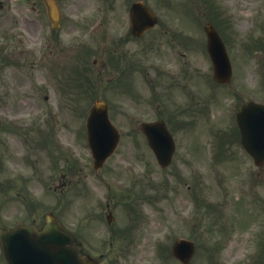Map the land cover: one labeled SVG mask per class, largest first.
Instances as JSON below:
<instances>
[{
	"label": "rangeland",
	"instance_id": "1",
	"mask_svg": "<svg viewBox=\"0 0 264 264\" xmlns=\"http://www.w3.org/2000/svg\"><path fill=\"white\" fill-rule=\"evenodd\" d=\"M0 1L4 5V11L0 10V25L5 24V19L11 25L17 21L18 24L11 28L26 26L33 39H36V15L30 12L29 7L25 3H14L10 10L6 4L8 0ZM130 1L133 0L110 1L112 9L109 10L102 29L92 36L87 46L69 55L61 50H47L48 58L42 63L45 68L41 69L40 74L34 73L30 76L33 70L29 62L24 72H27L29 79L21 73H16L13 68L0 66V80L5 82L4 86H0V108L10 109L11 106H16L18 113H36L35 105H40L44 110L50 111L52 121L57 122L51 126V130L56 131L55 136H61L67 145H72L71 151L65 152L60 150L58 145L46 148L44 133L36 137L23 130H17L15 134L10 135L9 132L5 133L6 144L9 146L5 159L9 162L0 170L11 168H8V165L13 163L10 153L14 155L20 149L18 140L33 137V140H36L33 144L36 146L39 167L32 179L39 177V183L25 179L9 181L8 178L14 171L10 169L8 176L0 171V177L5 179L6 190L1 199L2 222H5V216L13 215L20 219L25 216L29 220V214L35 216L36 213L39 223L42 224L48 206H42L39 210V203L32 205L30 202L29 207L33 196L26 191L28 186L35 187L38 191H41L38 188L42 187L43 193L45 188L52 191L49 196L45 193L42 197L48 201L49 209L52 210L50 212L56 211L54 201L65 200L67 197L63 201L64 205H67V200L73 199L72 204L62 209L61 213L56 211L62 215V220H65L69 228L75 225L73 221L78 219L75 209L85 203L90 204L95 210L94 213L100 217L97 223L101 225L97 235L103 242V249L108 248V233L121 223V232L125 233L127 238H140L137 241L138 246L130 247V250H120L121 243L116 242L112 248L114 250L111 251L112 255L103 264H120L121 259L126 260L128 264H147L144 263L146 260H151L152 264H176L174 260L163 259L158 250L162 247L171 249L178 237L190 239L196 244V256L191 264H209L206 251L212 249L213 259L218 263L220 261V264L243 262L248 255L240 250L244 247L241 239L235 240L238 233H231L236 229L246 230L252 220L258 219L257 202L254 205V214L251 215L246 211L245 200L237 199V190L232 192L231 198L235 200L236 211L241 215L227 217L220 211L216 213V218L225 222V227L221 228L222 235L230 234L226 238L222 236L218 243L213 240L218 235V230H214L215 217L208 206L214 204L216 197H221V192L217 190L218 185L225 184L243 186L245 197L259 200L261 203L264 201L261 198L264 196V169L258 170L253 160L243 150L241 152L237 135L233 134L236 107L250 98L264 102V53L256 54L254 61L251 59L254 50L264 51V0H143L156 12L160 23L143 38H132L136 59H129L126 55L118 57L120 52L115 50L121 44L114 43L106 37L105 30L102 31L108 25L121 26L113 32L114 39L121 32H125ZM60 2L65 13L72 16L88 11L93 4H98V0H92L93 3L91 0ZM32 4L41 8V0H35ZM41 21L44 29H49L45 17H41ZM209 22L220 26L225 39H229V51L235 73L232 83L228 85H218L212 81L213 69L206 51V36L203 30ZM64 27L69 29V23L65 21ZM159 60L169 63L171 73L180 71L178 75L158 76ZM25 61H33V57L27 56ZM61 67L70 71V111L66 102L52 87L56 84L55 81L59 83L64 80L65 71ZM52 78L55 81L51 80ZM42 82L46 85L40 88L39 84ZM121 83L127 84L128 87L134 86L132 93L122 97L126 96L125 99L118 96L124 94L119 90L124 88ZM82 84L84 86L81 88ZM196 85L198 88L195 89ZM54 94L58 103L54 101ZM97 99L109 103L112 121L123 134L118 152L101 172L93 169V160L88 158L86 136L78 138L75 131L69 134V128L77 124L78 109L88 107L89 110ZM87 113L86 110V116ZM159 117L169 124L178 143L175 164L164 170L157 165L145 137L138 129L142 120ZM62 154L67 157L66 160H62ZM129 167L135 172H130L127 169ZM143 172L146 173L145 176H142ZM84 174H88V178L84 177ZM107 176L117 177L120 183L125 184L117 188H121L119 192L113 191L116 193L113 198L117 199L118 204H112L111 212L114 211L117 219L115 218L111 225L107 222L109 211L96 202H88L93 192L101 201L106 199L108 189L103 183V178ZM76 180H80L81 184H75ZM11 182L15 184L8 187L7 184ZM197 184L198 204L195 194ZM130 187L132 189L129 193ZM202 187L204 192L200 189ZM74 192H77L75 197ZM22 195H28L29 201L22 202ZM80 203L82 205L79 206ZM125 203L135 207L137 205L135 210L144 218V229L130 233L132 228L127 221L129 214L123 212L122 208L127 206ZM259 206L264 216L263 206ZM134 216L133 214L131 217ZM12 220L8 219L6 225H10ZM87 220L88 218L78 220V229L75 232L80 240L90 243L92 239L89 234H81L80 230V225L86 224ZM94 226L98 227L97 224ZM89 243L85 244L87 250L92 248ZM128 243L129 241L124 246ZM256 244L255 258L260 256L262 248V238L259 236ZM216 246H219L218 249ZM115 251L119 252V259L115 258Z\"/></svg>",
	"mask_w": 264,
	"mask_h": 264
},
{
	"label": "water",
	"instance_id": "2",
	"mask_svg": "<svg viewBox=\"0 0 264 264\" xmlns=\"http://www.w3.org/2000/svg\"><path fill=\"white\" fill-rule=\"evenodd\" d=\"M211 29H212L211 27H208V29H207L208 33ZM97 107H99V106H97ZM96 108L94 110H96ZM96 124L97 123L93 124L91 126V130H90L91 147H92L96 161L102 162L106 156H108L110 153H112V151L114 150V148L117 145V141H118L119 137L116 133H111V130L108 127H106V126L103 127V123L100 124V127H97ZM160 128L165 129L163 124H157V125L145 126L144 130L148 135H151L152 140L156 146V150L159 154V157L161 158V154L163 152V149L161 147H158V146L162 142L163 136L157 135V139H156L155 135H154V133L159 132L158 130ZM102 135H106V137H104ZM162 147L165 148L164 146H162ZM169 154H170V152H169ZM168 157H169V155H168ZM164 161H165V159L163 160L162 163L166 164L167 162H164ZM55 225L48 224V226L45 230V234L40 235L41 236L40 238H43V237L46 238V236L51 237L52 235H54V237L53 238H46V239H43L42 241H41V239H39V240L35 239L34 240L35 246H33L32 248H39V249L47 252L49 254L48 259H50V262L52 264H83L82 262H80L79 260L76 259L77 256H75V255H74L73 260H72L73 262L71 261V257L73 255H71L68 248L65 247V243H66L65 241H67V240L64 239V235H63L62 231L60 230L59 226L57 224H55ZM57 235L59 238L55 237ZM7 240H8V237H5L3 239V242H4V246L6 247V249L8 251ZM183 244H186V245H180L178 248L176 246L175 252L179 258L187 259L186 262H188V260L191 258L192 254H193V249H192L193 246H192V244H187V243H183ZM187 245L190 247H188Z\"/></svg>",
	"mask_w": 264,
	"mask_h": 264
}]
</instances>
